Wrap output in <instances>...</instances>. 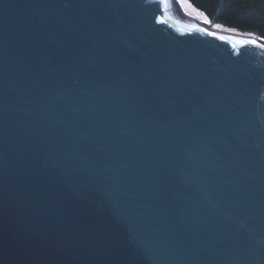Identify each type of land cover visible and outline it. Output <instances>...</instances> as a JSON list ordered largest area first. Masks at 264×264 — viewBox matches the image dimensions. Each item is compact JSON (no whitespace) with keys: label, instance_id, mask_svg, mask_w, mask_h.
<instances>
[{"label":"water","instance_id":"obj_1","mask_svg":"<svg viewBox=\"0 0 264 264\" xmlns=\"http://www.w3.org/2000/svg\"><path fill=\"white\" fill-rule=\"evenodd\" d=\"M221 9L0 0V264H264V38Z\"/></svg>","mask_w":264,"mask_h":264},{"label":"trees","instance_id":"obj_2","mask_svg":"<svg viewBox=\"0 0 264 264\" xmlns=\"http://www.w3.org/2000/svg\"><path fill=\"white\" fill-rule=\"evenodd\" d=\"M212 20L222 7L217 23L222 28L252 33L264 38V0H189Z\"/></svg>","mask_w":264,"mask_h":264},{"label":"snow or ice","instance_id":"obj_3","mask_svg":"<svg viewBox=\"0 0 264 264\" xmlns=\"http://www.w3.org/2000/svg\"><path fill=\"white\" fill-rule=\"evenodd\" d=\"M179 2H180L182 5H185V4L188 3V0H179ZM189 6H190V5H189ZM201 15H203V14L201 13ZM204 20H205L208 24H211V23H212V21L209 20L206 16L204 17ZM214 27L217 28V29H219V28H221L222 26H221L219 23H217V24L214 25ZM203 31H207V30H203ZM209 34H210V35H215V33H209ZM252 43H255V41H252Z\"/></svg>","mask_w":264,"mask_h":264}]
</instances>
